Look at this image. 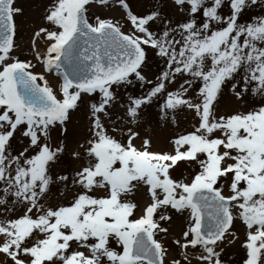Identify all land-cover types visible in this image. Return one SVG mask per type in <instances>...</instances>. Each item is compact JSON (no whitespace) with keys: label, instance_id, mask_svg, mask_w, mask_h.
Listing matches in <instances>:
<instances>
[{"label":"snow or ice","instance_id":"1","mask_svg":"<svg viewBox=\"0 0 264 264\" xmlns=\"http://www.w3.org/2000/svg\"><path fill=\"white\" fill-rule=\"evenodd\" d=\"M0 264H264V0H0Z\"/></svg>","mask_w":264,"mask_h":264},{"label":"rangeland","instance_id":"2","mask_svg":"<svg viewBox=\"0 0 264 264\" xmlns=\"http://www.w3.org/2000/svg\"><path fill=\"white\" fill-rule=\"evenodd\" d=\"M233 255L235 256V253Z\"/></svg>","mask_w":264,"mask_h":264}]
</instances>
